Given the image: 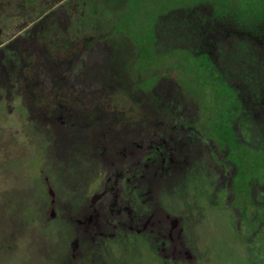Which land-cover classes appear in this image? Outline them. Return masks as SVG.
<instances>
[{"label":"flooded vegetation","instance_id":"obj_1","mask_svg":"<svg viewBox=\"0 0 264 264\" xmlns=\"http://www.w3.org/2000/svg\"><path fill=\"white\" fill-rule=\"evenodd\" d=\"M24 8L29 11L24 29L9 37L0 30V67L15 77L21 100L55 134L56 153L63 158L83 146L101 176L77 210L49 187L57 200L46 215L53 220L66 212L72 221V263L79 264L87 250L93 258L100 254L96 250L139 242L151 251L150 264H219V256L206 251L201 232L207 216H220L223 209L235 227L244 223L248 234L235 235L238 245H247L238 258L264 263V163L254 158L255 146L238 129L244 109L253 117L245 97L224 104L222 66L211 48L216 44L181 50L204 62L211 57L212 64L201 68L216 79L199 83L193 68L173 64V49L146 50L142 61L132 50L130 61L137 62L130 69L111 42L122 41L123 33L104 36L97 34L100 27L93 33L91 24L80 33L82 18L74 7L70 17L60 16L58 7L37 15H30V5ZM103 44L109 48L98 60L108 64L102 78L89 77L90 60ZM225 84L238 93L236 83ZM199 162L215 166L219 185L200 194L203 206L188 199L192 212H175L159 190L187 182L188 170ZM260 189L261 204L255 201Z\"/></svg>","mask_w":264,"mask_h":264},{"label":"rangeland","instance_id":"obj_2","mask_svg":"<svg viewBox=\"0 0 264 264\" xmlns=\"http://www.w3.org/2000/svg\"><path fill=\"white\" fill-rule=\"evenodd\" d=\"M78 1L0 0V30L4 29L3 36L9 37L24 29L26 18H29L26 17L28 10L24 6L30 5V15L58 7L61 9L60 16L70 17V8L76 6ZM98 1H100L97 2L98 5L90 3L89 9L92 13L93 8L97 11L102 8L101 18L97 14L78 16L82 18L83 26L80 25V33L90 24L92 32L95 33L94 21L108 27L97 34L103 33L104 36H108L110 33L124 32L123 42L111 41L112 47L117 55L123 54L125 64L135 70L137 61L135 58L130 61V52L136 50L139 60L142 61L146 55L145 38L148 32H145V27H142L141 32L134 28L133 34L129 32L126 34L123 29L127 25L128 16L133 13L141 17V24L148 26L150 19L148 20L149 16L145 15V7L148 5H145L144 0L141 3L136 0ZM232 2L238 9L247 6V2L242 0ZM153 4L160 6L162 3L154 0ZM202 6H206L204 10H210L216 15L218 10L216 4ZM136 10L142 12L138 13ZM169 19L164 20L165 23L159 31L160 40L152 43L151 49L164 51L193 47L201 49L200 39H206L209 35L201 32L200 37L199 33V35L194 33L197 35L194 37L195 35L191 33L195 32V26H192L193 23L187 18L183 20L182 27L176 24L179 21L176 18ZM218 20L220 24L223 22L222 19ZM233 22L230 21V25ZM229 30L231 35L238 37L231 27ZM23 35L29 37L28 31ZM222 37L226 40L222 38V43L211 46L219 54L221 74L224 80L239 86L240 94L245 97L253 116L246 115L247 110L244 109L238 129L255 146L254 158L257 157L264 163V151L256 150L264 149V50H256L251 39H241L239 45L236 37L232 38L227 34ZM208 40L207 38L206 41ZM211 44L212 42H207V45ZM108 48L109 45L103 44L96 50V52L100 50L97 52L98 56L90 60V70L86 72L89 77L102 78L100 73L104 72L108 62L104 63L98 60V57L99 54H103L102 49ZM174 59L173 64L176 65L178 58L174 56ZM13 81L15 77L7 76L0 67V264H73L70 245L74 228L70 216L66 212H60L61 215L57 219L51 220L46 211L52 206L53 200H57L56 196L64 205L69 206L68 208L79 209L83 201L98 188L100 172L87 157L83 146L72 147L63 158L56 153L55 134L27 108L25 102L21 100L22 95L14 89L16 83ZM227 89L224 88L221 93L224 104L233 102L236 96L232 90ZM247 117L252 118V121ZM245 152L246 150L244 155ZM209 167L203 162L193 164L186 174L187 182L180 186L177 184L168 186L165 190L160 189L159 191L166 196L165 204L180 213L192 212L191 204L193 206L194 202L190 204L188 199L199 202L197 206H203L198 198L200 194L213 193L219 185L215 166L210 163ZM257 172L258 175H262L263 170ZM46 178L50 182L49 185ZM49 187L55 192V197H52ZM255 201L261 204V189L256 191ZM231 217L228 209H223L220 216L208 215L209 224L205 223L206 228L201 232L204 234L201 238L204 241L203 245L207 252H211L212 257L219 256V264H250L247 260L243 261L245 258H240L241 260L238 258L241 256L240 250L247 246L242 242L238 245L235 237L248 236L244 223L239 221L238 227H235V223H231ZM191 240L195 241L193 237ZM96 251L100 254L92 258L87 254L89 253L87 250L79 264H150L152 256L148 247L139 242L127 244L124 249L110 246ZM200 253L202 255V249Z\"/></svg>","mask_w":264,"mask_h":264},{"label":"trees","instance_id":"obj_3","mask_svg":"<svg viewBox=\"0 0 264 264\" xmlns=\"http://www.w3.org/2000/svg\"><path fill=\"white\" fill-rule=\"evenodd\" d=\"M136 1L141 3V1L143 0ZM153 1L154 0H144L145 5H148L145 7V15L149 16L148 20L150 19L148 26L141 24V17L138 14L136 15V13H133L128 16V20L126 21L127 25L123 29L124 31H126V34H128L127 32L132 33L134 28H137L141 32V29H143L142 27H145V32H148V35L145 38V50L151 49V44H154L156 42V36L159 34L162 25L165 23L164 20H167V18L171 19L173 17L176 18V20H179L176 23L179 27H182L184 25L183 20L185 18H187L190 23H193L192 26H195V32L191 34L199 33L200 35H198L200 37L201 32H205L207 35H209L207 37L209 39L208 41H206L207 38L200 39L201 43L206 42V45L201 44L200 50L210 48L211 45H207V42H213L216 44V46L219 45V43H222L223 39L226 40L222 37V35L227 34L232 38L236 37L230 34V27L232 28L233 33L238 36L235 38L238 44L239 42H242L241 39H251L254 43V46H256V50H264V0H242L247 2V6H242L240 7V9L236 8V5L232 2V0H159L162 3L160 4V6H153ZM92 2L93 4L98 5L97 2L100 1L79 0L77 5H74L73 8L74 11H76L75 16L83 17L97 14L101 18L102 8H100L98 11L96 8H93L92 13L90 12L89 8L91 7L90 3ZM150 3L152 5H149ZM204 4H216L218 8V10L216 11L217 16L210 10H204L203 8L206 7L202 6ZM136 11H138V13L142 12L140 10ZM235 12L236 16H234ZM218 19H222L223 24H220ZM230 21L233 22V25H230ZM94 22L96 25V32L99 29L97 27H100V29H105V25L103 23L100 24L97 21L96 24V21ZM197 26H199V28H197ZM112 31L113 30H110V32ZM119 33L125 34L124 32ZM196 36L197 35H195L194 37ZM175 52L176 53L174 54V56L178 58L177 64L193 68L194 72H192V76L193 79L197 82H208L214 81L216 79L213 77V74L209 69L204 70L203 68H201V66L203 65L208 66L212 64V61H210L211 57L209 55H207V61L204 62L200 60L198 56L182 53L181 49H175ZM220 80L223 81L222 90L224 88H228L230 90L233 89L236 96L238 95L239 97H242L240 91L237 90L238 93H236L235 88L226 87V79L224 80V78H222ZM208 89L210 88H206V91H208ZM234 91L232 92L234 93Z\"/></svg>","mask_w":264,"mask_h":264},{"label":"crops","instance_id":"obj_4","mask_svg":"<svg viewBox=\"0 0 264 264\" xmlns=\"http://www.w3.org/2000/svg\"><path fill=\"white\" fill-rule=\"evenodd\" d=\"M261 264H264V263H261Z\"/></svg>","mask_w":264,"mask_h":264}]
</instances>
